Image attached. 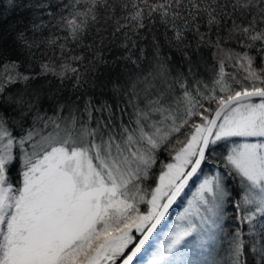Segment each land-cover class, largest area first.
Returning a JSON list of instances; mask_svg holds the SVG:
<instances>
[{
	"label": "snow or ice",
	"instance_id": "1",
	"mask_svg": "<svg viewBox=\"0 0 264 264\" xmlns=\"http://www.w3.org/2000/svg\"><path fill=\"white\" fill-rule=\"evenodd\" d=\"M60 31L62 54L69 40L91 53L68 54L87 61V70L68 62L57 70L49 61L28 72L35 51L60 39L45 37ZM224 41L242 50L222 48ZM110 44L123 51L105 57ZM207 44L224 53L211 85L198 78ZM148 56L153 70L145 72ZM225 58L242 75L226 72ZM257 58L264 65V0H0V264H220L214 245L229 211L255 235L246 240L237 227L225 264H264V66ZM49 75L60 85L73 80L76 95L61 97ZM50 101L59 111L82 106L87 121L78 136H39L35 125ZM230 138L257 139L231 147L223 170L202 179L167 242L158 241L169 210ZM161 151L172 162L156 176ZM233 176L241 187L235 201ZM194 233L203 260L188 258Z\"/></svg>",
	"mask_w": 264,
	"mask_h": 264
},
{
	"label": "trees",
	"instance_id": "2",
	"mask_svg": "<svg viewBox=\"0 0 264 264\" xmlns=\"http://www.w3.org/2000/svg\"><path fill=\"white\" fill-rule=\"evenodd\" d=\"M3 3L6 6L7 0H3ZM16 19H18V16L12 17V19L8 20V23L12 24L14 23ZM203 30L205 29L202 27V31ZM64 35L65 33L63 31L56 32V33H49L48 36L45 37V39L49 37H52V38L59 37L60 39L57 40V45H53V46L42 45L39 50L35 51V58L30 59L28 61L26 65V70L28 72H36L39 70V65L41 62L48 63L49 61H51L53 63V66L56 67L57 70H59V65L61 63L68 62V63H71L73 67H76L81 72L86 71L88 68L87 61L83 63H81L80 61H72L68 54L70 53L71 56H77V55L90 56L91 53L84 51L81 47L74 45L69 40V42L67 43V47L64 50V54H62L58 45L60 43L65 42L63 39ZM211 38L214 41L216 37L215 35H211ZM90 42H91L90 40H85L84 43L85 45H87ZM221 47L225 49L231 48L234 52H240L242 50L240 46H238L234 41H224ZM108 48L109 50L104 52L105 57H112L115 55H119L123 51L122 49L115 47L114 45H111V44L108 46ZM147 51L148 49L146 48V52ZM164 52L166 55L169 54L166 49L164 50ZM12 56H13V52L11 51V45H9L8 50L5 52L4 63L7 64L9 62L8 57H12ZM200 57H201V63H200V68L198 69V74H199L198 78L204 81L205 83H208L209 85H211V82L214 78V72L218 71V59L221 57H224V53L218 52L214 44H207V45L201 46ZM150 59L151 57L148 56L142 64V67L144 68L145 72L153 70L152 68L149 67ZM176 59L179 60L178 53L176 54ZM225 63H226V69H225L226 72L236 73L238 77L242 75V70L241 72L237 73V69L232 66L233 64L232 61H228L225 58ZM256 65L258 68L261 66H264L262 65L259 58H257L256 60ZM4 72H5V69L3 65H0V75H2ZM69 75H71V73H69ZM47 79L52 80L55 86L61 87V91L59 93L61 97L63 96L74 97L76 95V93L73 90V80L65 79L63 81V85H60V81L54 76L49 75ZM11 87H15V86H11ZM178 95L179 93L174 94V100ZM99 99L102 101L103 99H107V96L100 97ZM109 103H112V101L109 100ZM172 107L175 109L178 107V105L175 102H172ZM179 111L180 113H182L183 108L181 107ZM42 115H44V121H39L35 125V130L39 133V136H47L50 133L52 135H56L57 133H59V136L62 138L69 132L73 136H78L81 132V126L87 121V115L83 112L82 106H80L78 110H73L71 112L67 108L64 109L63 111H59L57 110L55 104L52 103L51 101L44 104ZM98 115L100 114L93 112L94 117ZM72 117L76 118L75 126H73L72 124ZM48 118H52V120L58 123L60 127L56 128L55 125ZM90 127H95V120L91 122ZM18 132H19L18 128L14 129V134ZM39 136H37V140L39 139ZM177 136L181 140L184 138L180 134H177ZM173 143H175V138L173 140ZM167 162H171L169 152L168 151L159 152L157 154V164L153 169V172L156 176L159 175L162 165ZM208 163H209L208 166H211V167L218 166L219 169H223L224 163L221 157L213 158ZM201 175L202 173L198 174V179L201 177ZM16 176H17V169L14 168L11 172V177L14 181H15ZM198 179H196L195 182L190 181L189 186L185 189V192L181 195L180 198H178L177 202L171 208L169 214L165 217V221L162 222L161 226H159L158 231L164 224H166L168 220L171 219L173 214L180 208L182 203H184L183 202L184 199H186V197L190 194L192 188L195 186ZM149 183H151V180L146 182L145 186H147ZM228 186H229V189L232 191V199L233 201H235L236 199H238V194L241 193L240 178L237 176H233L230 179ZM230 208H231V205H229V209ZM233 215H235V213L232 211H229L227 213V217L223 224L224 231L217 233L218 248L221 250L222 255L226 256V259L224 260V263L222 264H225V262L229 260V255H228L229 237L233 232H235L237 227L243 228L245 232L246 240H250L251 236L255 235V233H252V234L248 233L247 231L248 225L246 223L243 225H240L237 220L231 219Z\"/></svg>",
	"mask_w": 264,
	"mask_h": 264
},
{
	"label": "rangeland",
	"instance_id": "3",
	"mask_svg": "<svg viewBox=\"0 0 264 264\" xmlns=\"http://www.w3.org/2000/svg\"><path fill=\"white\" fill-rule=\"evenodd\" d=\"M257 138H230L227 141H220L219 142V146L216 147L214 153L212 154V156L210 157L209 161L210 162L213 158L216 157H221L224 163V157L227 155L228 151L231 149V147H233L234 145L237 144H242L245 142H256ZM172 162V161H171ZM209 163H207L206 165L203 166V172L201 177L198 179V181L196 182L195 186L192 188L190 194L186 197V199H184V203H182V205L180 206V208L173 214V216L171 217L170 220H168L166 222V224H164L160 230L158 231L159 233H161L157 239L160 242H167L168 239V234L174 230L175 225L177 223H180V216L184 213L185 209H187L189 207V201L193 200L196 194V189L199 185V183L202 181V179L205 176H210L213 175L218 169V166H208ZM223 170V169H221ZM143 205L141 206V208L143 209ZM186 243L188 244V251H189V257L193 260H203L206 258L205 255H201L200 254V250L198 247L199 244V237L197 236V234H193L192 237H188L186 238ZM213 256L220 261V264L224 263V260L226 259L225 255H222L221 250L218 248V242L214 245V251H213Z\"/></svg>",
	"mask_w": 264,
	"mask_h": 264
},
{
	"label": "water",
	"instance_id": "4",
	"mask_svg": "<svg viewBox=\"0 0 264 264\" xmlns=\"http://www.w3.org/2000/svg\"><path fill=\"white\" fill-rule=\"evenodd\" d=\"M173 206H174V205H173ZM173 206H172V207H173ZM170 210H171V209H170ZM170 210H169V212H170ZM166 216H167V215H166ZM158 228H159V227H158Z\"/></svg>",
	"mask_w": 264,
	"mask_h": 264
}]
</instances>
